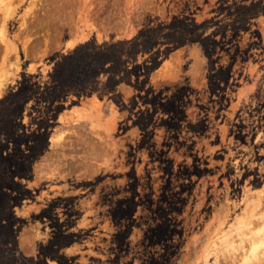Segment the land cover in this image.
I'll return each instance as SVG.
<instances>
[{
  "label": "rangeland",
  "instance_id": "1",
  "mask_svg": "<svg viewBox=\"0 0 264 264\" xmlns=\"http://www.w3.org/2000/svg\"><path fill=\"white\" fill-rule=\"evenodd\" d=\"M5 3L0 100L30 98L0 136V264H264L237 231L264 221V0ZM173 19L205 24L143 89L46 86L77 45Z\"/></svg>",
  "mask_w": 264,
  "mask_h": 264
},
{
  "label": "trees",
  "instance_id": "2",
  "mask_svg": "<svg viewBox=\"0 0 264 264\" xmlns=\"http://www.w3.org/2000/svg\"><path fill=\"white\" fill-rule=\"evenodd\" d=\"M204 24L187 27L183 21L173 19L166 24L139 29L130 38L114 40L110 37L100 43L86 41L74 47L70 53L61 55L49 74L46 86L56 95L75 93L87 96L94 93L98 97L113 95L121 83L141 90L148 73L157 64L158 51L150 53L153 47L159 44L175 47L194 40ZM145 54L150 60L144 57L138 62V58ZM25 87L26 80H23L17 90L0 100V136L12 133L9 122L30 98L26 92L28 86ZM39 87L34 84L30 93L36 92Z\"/></svg>",
  "mask_w": 264,
  "mask_h": 264
},
{
  "label": "bare ground",
  "instance_id": "3",
  "mask_svg": "<svg viewBox=\"0 0 264 264\" xmlns=\"http://www.w3.org/2000/svg\"><path fill=\"white\" fill-rule=\"evenodd\" d=\"M0 1H2V0H0ZM10 0H6V3H8ZM4 2V1H3ZM5 3V4H6ZM8 5V4H7ZM1 7V6H0ZM2 12V11H1ZM2 13H5V12H2ZM2 16H3V14H2ZM2 16H1V18H2ZM20 25L22 26L23 24L20 22ZM23 51H24V49H23ZM27 53V52H26ZM262 215H264V211H263V214H261V216ZM264 222V221H263ZM262 222V223H263ZM261 223V227H259V228H255L251 233H249L250 235H247L246 233L244 234V231L246 230V229H249V228H247V227H238L237 228V231L239 232V236H241L242 237V235H243V237H244V235H246V237L247 236H250V238L248 239V241L249 240H252V239H254V241H251V245H249L251 248H248V249H250V255L251 256H253V257H255L256 258V256H257V253H261L260 252V249H262L263 251H264V224H262ZM243 225V224H242ZM244 226H246V225H244ZM244 229V230H243ZM250 242V241H249ZM229 246H231L232 244L230 243V244H228ZM228 245H226V246H228ZM228 246V247H229ZM230 248V247H229ZM249 251V250H248ZM263 251H262V253L261 254H264L263 253ZM249 255V256H250ZM258 257V256H257Z\"/></svg>",
  "mask_w": 264,
  "mask_h": 264
}]
</instances>
